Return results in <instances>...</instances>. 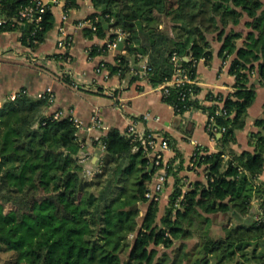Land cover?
I'll list each match as a JSON object with an SVG mask.
<instances>
[{"label": "trees", "instance_id": "trees-1", "mask_svg": "<svg viewBox=\"0 0 264 264\" xmlns=\"http://www.w3.org/2000/svg\"><path fill=\"white\" fill-rule=\"evenodd\" d=\"M28 1L0 0V17L6 18L0 30L20 29V42L36 48L56 17L47 3L39 22L18 25L13 20ZM91 2L95 11L87 18L95 28L83 26L85 37L113 41L118 32L125 35L115 63L98 67L120 77L131 72V81L142 74L160 85L177 67L195 78L198 60L212 56L208 34L217 33L220 53L234 54L232 88L209 91V104H202L199 85L183 81L167 86L162 98L176 114L199 107L212 117L220 148H195L193 167H203L205 181L184 189L174 175L160 214V197L145 196L156 168L141 147L134 149L131 135L112 126L94 136L101 170L87 178L78 160L82 128L67 115L54 117L46 93L20 89L0 104V250L11 253V264H264V181L258 179L264 116L254 120L248 136L252 149L232 147L256 97L250 77L256 72L259 82L264 79V0ZM75 6L76 0L65 1L64 8ZM244 14L245 33L226 31ZM107 50L106 43L92 45L88 54ZM59 54L52 56L60 60ZM137 54L146 57V69Z\"/></svg>", "mask_w": 264, "mask_h": 264}, {"label": "crops", "instance_id": "crops-1", "mask_svg": "<svg viewBox=\"0 0 264 264\" xmlns=\"http://www.w3.org/2000/svg\"><path fill=\"white\" fill-rule=\"evenodd\" d=\"M48 3L52 5L56 22L38 47L23 45L19 40L20 29L0 30V104L20 89L31 96H37L50 85L55 98L48 111H71L72 115L82 120V139L85 141L86 151L91 155L92 164L98 161V151L92 143L93 137L112 126L126 132L128 122L135 117L139 129L156 131L166 135L169 140V148L164 151L163 156L172 169L162 193L168 196L174 184V175L182 179L184 189L192 181H205L203 167H192L190 159L197 146L209 151L220 148L207 131L206 112L194 107L176 114L173 106L163 100L160 86L150 83L142 74L131 81V72L120 77L117 74L108 75L104 67L99 72L96 71L102 61L115 63L116 55L124 50L122 44L120 47L117 44L104 53L93 56L88 54L92 45L101 46L108 41V36L87 38L75 27L79 19L95 11L91 0H76V6L68 9L69 20L66 26L73 33V43L69 48L70 61L60 63L52 54L57 51V25L60 22L63 0H48ZM247 19L244 14L238 24H230L226 31L232 27L245 33L248 30L244 25ZM111 31H108V35ZM208 37L212 45V56L208 61L199 59L196 72V82L200 87L197 98L202 104H209L206 99L209 91L227 92L234 82V76L228 70L234 54L220 53L222 40L217 38L216 32L208 34ZM237 44H241V39ZM250 82L255 85L256 97L248 107L245 126L236 131V142L232 145L236 151L252 149L248 136L256 129L254 120L264 116V79L259 82L258 74L254 72ZM145 113H148L147 117L143 116ZM93 117L99 120L100 126L95 125ZM258 179L264 181V169L258 174Z\"/></svg>", "mask_w": 264, "mask_h": 264}, {"label": "built area", "instance_id": "built-area-1", "mask_svg": "<svg viewBox=\"0 0 264 264\" xmlns=\"http://www.w3.org/2000/svg\"><path fill=\"white\" fill-rule=\"evenodd\" d=\"M51 1H57V0H49ZM66 0H63V6L60 16V22L57 25V39H56V50L58 53H60V57H62L60 60H58L60 63H67L70 61V54L67 52L69 48L71 47L73 43V33L67 30L66 23L69 20L68 15V9L64 8ZM48 3V0H29L26 4L22 5L18 11L17 18H15L13 21L17 23L18 25H25L30 26L33 23H37L41 19V13L44 11L46 4ZM6 22L5 17H0V24H3ZM83 26L91 27L92 29L95 28L94 24L92 23V20L90 18L84 17L82 19H79L75 23V27L81 29ZM123 32H118V36L113 41H107L106 45L108 48H115L119 41H122L124 38ZM141 60L140 65L142 66V69H146V57L142 56L141 54H137ZM187 58V56H186ZM177 57L175 54L172 55V60L176 61ZM102 65V63H100ZM103 67H97L96 71H100V69ZM183 81H188L191 83H197L196 77L195 78H189L186 74H184L179 67L176 68L175 73L172 75L171 78L164 81L162 84H160V89L163 93L167 92V86L171 85H177ZM42 93H46L47 98L50 102H52L55 98V94L53 91L52 86L48 85L45 87L43 91L38 93V96H40ZM15 94L11 95L10 97L13 98ZM69 116V118L77 125L79 128H84L83 122L80 118L77 116L72 115L71 111H65L62 109H57L53 111L54 117H60V116ZM148 113H145L143 116L147 117ZM212 117H209L207 119L206 128L207 131L210 134V137L214 139L212 132L216 131L215 126L211 123ZM93 122L96 126H100L99 120L96 117H93ZM138 120L134 117L132 118L127 126H126V132L131 135L132 141L135 142L134 149H137L139 147L142 148L144 153L149 157L150 160V166L155 167L156 171L154 173V179H152L151 183L149 184L145 196L147 198H159L160 194L162 193L167 176H168V162L165 161L163 153L166 149L169 148V140L168 138L164 137L163 135L157 133L156 131L152 130H142L138 128L137 125ZM99 136V135H97ZM98 138V137H97ZM215 140V139H214ZM100 149H103V146H99ZM194 154V153H193ZM193 154L190 159V165L193 167ZM98 161L96 164H92L91 162V155L86 151V145L85 141L83 139H80V150H79V162L83 166V174L87 178H92L93 175L97 172H99L100 166H101V157H97Z\"/></svg>", "mask_w": 264, "mask_h": 264}, {"label": "rangeland", "instance_id": "rangeland-1", "mask_svg": "<svg viewBox=\"0 0 264 264\" xmlns=\"http://www.w3.org/2000/svg\"><path fill=\"white\" fill-rule=\"evenodd\" d=\"M159 206H160V214L163 212V207L165 206L166 202H167V197L164 193H161L159 196ZM143 205L140 206L139 211L142 213L143 210ZM195 241V239H189L188 240V244L192 245L193 242ZM12 255L10 252H6V251H2L0 250V264H11L10 260L12 259Z\"/></svg>", "mask_w": 264, "mask_h": 264}, {"label": "water", "instance_id": "water-1", "mask_svg": "<svg viewBox=\"0 0 264 264\" xmlns=\"http://www.w3.org/2000/svg\"><path fill=\"white\" fill-rule=\"evenodd\" d=\"M23 26H25V25H23ZM28 27H30V26L28 25ZM121 44H122V42H121V41H119V43H118V46L120 47V46H121ZM184 58H186V57H184ZM135 206H137V204H135Z\"/></svg>", "mask_w": 264, "mask_h": 264}]
</instances>
